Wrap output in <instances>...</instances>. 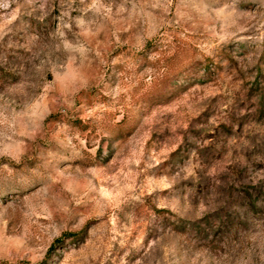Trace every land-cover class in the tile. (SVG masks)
Returning a JSON list of instances; mask_svg holds the SVG:
<instances>
[{"label": "rangeland", "instance_id": "1", "mask_svg": "<svg viewBox=\"0 0 264 264\" xmlns=\"http://www.w3.org/2000/svg\"><path fill=\"white\" fill-rule=\"evenodd\" d=\"M0 264H264V0H0Z\"/></svg>", "mask_w": 264, "mask_h": 264}]
</instances>
